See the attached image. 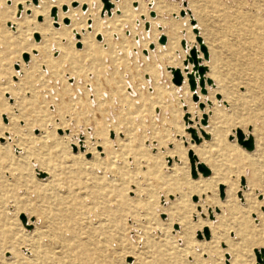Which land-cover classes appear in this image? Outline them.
Returning a JSON list of instances; mask_svg holds the SVG:
<instances>
[{
  "label": "rangeland",
  "instance_id": "374dc122",
  "mask_svg": "<svg viewBox=\"0 0 264 264\" xmlns=\"http://www.w3.org/2000/svg\"><path fill=\"white\" fill-rule=\"evenodd\" d=\"M124 1L130 21L121 18L120 30L102 41L94 36L101 59L84 58L83 44L76 48L74 42L69 61L61 59L67 40L49 10L50 53L41 33L36 42L32 32L44 16L31 17L27 6L16 17L19 4L13 11L11 0L0 2V145L8 146L7 155H0V264H262L255 250L264 249V166L252 190L248 176L257 154L264 156V0L200 1L215 39H206L205 25L196 24L207 41L206 65L215 84L207 87L208 96L197 91L202 102H212L204 111L187 82H172L169 62L174 54L180 61L185 56L180 41L184 31L193 34L186 13L193 6L184 0ZM111 11L121 17L118 7ZM166 28L165 47L157 38L167 36ZM32 43L36 47L25 50ZM23 52L29 53L27 63ZM204 112L206 126L200 123ZM218 124L227 143L219 158L236 187L223 199L219 186L225 190V182L200 193H189L185 183L210 178V172L191 177L188 151L203 158L207 147H199ZM238 128L254 136L252 152L229 140ZM55 183L63 191L55 192ZM210 196L218 203H208ZM38 216L44 228L35 232ZM205 226L208 240L198 235Z\"/></svg>",
  "mask_w": 264,
  "mask_h": 264
},
{
  "label": "bare ground",
  "instance_id": "6f19581e",
  "mask_svg": "<svg viewBox=\"0 0 264 264\" xmlns=\"http://www.w3.org/2000/svg\"><path fill=\"white\" fill-rule=\"evenodd\" d=\"M11 1H12V7H11V9L13 11H14L15 5L19 4L18 7H17V10L18 11L16 12V17H19L20 16V12L22 11V9H24V8L25 9H28L27 6H30L31 7V17H34L36 14H42L44 16L42 23H40V24H34V26L32 28V32H34V36L36 34H37V36H39L38 33L39 34L41 33L40 35L43 36V40H42V42L41 41L40 42H41V44H43V46L46 47V51H48V53H50L49 46L51 45V41H52V38L51 37L53 36V33L51 32L50 28L47 27V26H50V23H51V20L47 19V12H48V10H49V8L51 6H54L50 10V16L53 18L52 19V22H54V26L59 25L58 27H56V28H59V30L57 32H58V34H60V36L62 38H65L67 40V45H68V43L71 44V47H68L66 45L65 47H62L61 48L62 49V56H61L62 58L61 59L67 60V61H69L68 59L72 55V53H71L72 52V49L71 48H72L74 42L75 43H80V46L79 47L75 45L76 48H81V44H83V46H82L83 49H82V51L80 53H85V55H82L84 58H88L89 60H91V59H98L97 57H99L101 59V56L98 55L99 46L96 45V43L94 42V36H95V34H97L95 36L96 40L102 41L104 39V36L105 35L107 36L108 34H110L112 32H115V31H119L120 30V27H122V20H121V18L122 19L125 18V19H127V20L130 21V14H131L130 9L127 7L126 1H124V0L122 2H119V0L118 1L117 0H114V1H117L115 3H113L110 0V2L113 5L111 7V9L114 7V5H115V8L118 7V9L120 11L119 15H121V17H115V16H113L114 15V11H112V15L110 17L103 16L105 13H107L108 15H110L111 14V9H110L109 12H107L106 10H104V12L102 13V10H103V2H102V0H54V1L47 0V2L40 1L39 3H38L37 0H32V3L34 5L39 4L38 6H34V7L31 6V4L29 2L27 4L24 3L25 0H11ZM100 1L102 2V7H101V2ZM0 2H3V0H0ZM74 2H76V5L73 6L72 4ZM84 3H87L88 4V9H87V5L84 4ZM93 3H95V5L93 6V8H91V4H93ZM117 3H118V6H117ZM135 3L136 2L134 1V4ZM64 6L66 7V10H63V7ZM77 6H79V7H77ZM83 6H85V8H83ZM73 7H77V8H73ZM79 8H81V9H79ZM53 9H55V15L52 14V10ZM28 10H30V9H28ZM4 11H5L6 16H9V12L6 11V10H4ZM57 11H58V16H57ZM151 11H153V10H151ZM99 12H100V15L103 16L100 19L98 18ZM187 15L189 16V21H190V19L193 18V17H192L191 14H188L187 13ZM149 16H150V14H149ZM184 16H181V17H184ZM155 17H156V13H155ZM155 17H151V18H155ZM66 18L68 19V22L67 23L65 22V19ZM142 18H144L143 15H142ZM40 19L41 18L39 17L38 20H40ZM69 20H70V22H69ZM60 22H63V24L65 25V27L64 26H60ZM47 23H49V25H47ZM85 24H86V27L84 26ZM8 26H11V24L9 23ZM190 26H192V25H190ZM18 27H20V24L18 25ZM149 27H150V23H149ZM148 29H146V30H148ZM159 29H161L160 26H159ZM87 30L89 31V33H86ZM169 33L170 32H168V35H169ZM192 33H193V31H192ZM171 34H172V31H171ZM183 34H184V40H186V43L187 44H186V48L185 49L182 46L181 47L186 52L185 53V56H186V54H188V49L191 46H195L198 49V43L196 42L197 44H194V40H195V34L194 33H193L194 34L193 35V34H190V33H186V31H184ZM199 35H200V31H199ZM97 36H100V39H97ZM17 38L20 39L19 35L17 36ZM201 38H202V36H201ZM78 39H79V42H77ZM166 39L168 40L167 36H166ZM106 40H107V38H106ZM167 40H166V42H167ZM202 40H203V38H202ZM35 41L38 42L37 40H35ZM157 41H158V38H157ZM108 42H109V44H110L111 47L114 48V46H116V44L113 41L108 40ZM203 43H204V40H203ZM70 44H69V46H70ZM36 45H37L36 43H34V44L32 43V45H30L29 48H26L25 50L28 51V50H30V48L36 47ZM160 45H162V44H160ZM204 45L206 46L205 43H204ZM154 47H155V44H154ZM148 49L149 50H153L154 48L151 49V48H149V45H148ZM144 50H146V49H144ZM144 50H143V53H144ZM206 50H207V53H208V58L207 59H204V62L202 61V64H204L205 66H207L206 63H205V61H208L209 60V57H210L209 50H208L207 46H206ZM33 52H35V50H33ZM24 53L29 54L28 52H24ZM24 53H22V54H24ZM80 53H75L73 55V57L78 58V56H79ZM200 54H202V52L201 51H198L199 58H201ZM185 56L183 57V59L185 58ZM183 59H182V61H183ZM182 61H180L179 59L176 60V57H175V54H174L173 56H171L170 61H169V62L172 63L170 65V68H180L182 70V72H183V75H184V82H187L186 74L183 71L184 66H183V62ZM27 62L28 61H25V63H27ZM181 63H182V65H179ZM174 66H178V67H174ZM53 68H56V67L55 66H52L51 67V70H53ZM191 68H192L191 64H188V69L191 70ZM207 68H208V66H207ZM208 70H207V72L205 74V77L206 78L207 77L208 78L211 77V76L208 75L209 74L208 73ZM196 81H198L197 78H196ZM212 81H213V79H212ZM184 82L181 85H183ZM181 85H176V86H181ZM205 85H206V90H207V87H213V86H215L214 81H213V86L207 85V83ZM199 88L200 87L197 86V89H196V93L197 94H198L197 91H199ZM199 93H200V91H199ZM200 94H202V93H200ZM202 95H207L208 96V90H207L206 94H202ZM191 96H192V92H191ZM198 97H199V101L196 102V103L199 104V102H202V101L200 100V96L199 95H198ZM215 98L217 100H219L221 98L220 94L219 93H216L215 94ZM205 103L208 106H211V104H212V102L210 100H206ZM205 103H204V107L202 109L200 108V110L204 111L205 106H206ZM216 113H218V111L215 112V114ZM204 115L207 118V114L205 112L202 113V116H201L202 118L200 119V123H201V125L206 126V124H202V122H201V120L203 119V116ZM188 117H189L188 113L184 115V119H185V122L186 123H188L189 121H192L191 119H188ZM189 130L193 131V136H192L193 137V141L196 144H199L200 141H201V138L197 136L196 131L194 129H189ZM236 130L234 132L235 133V136L234 135H231L233 138L232 139H229V140L230 141H233V142L236 141V143H237V140H236ZM240 130H242V129H240ZM250 131H251V128H249L248 132H250ZM200 133H201V136L203 137V139H206V140L209 139V135L203 129H200ZM242 133L244 134L245 137H247L249 134L252 135L251 133H248L246 135L243 132V130H242ZM12 134L14 135L15 134V131H13ZM211 135H212L211 140H209L208 143H202L200 145V147H199V148H202V147L206 148L207 147V149L204 151V155L205 156L203 158H201V159L199 158L200 161L197 159L196 155L194 154V152L192 150H189L188 151V156L191 155L192 158H193V171L195 172V176H191V177L195 179V178L198 177L199 174H201L203 177H208L210 175V174L203 175L202 172H201V170H200V166H206L203 163V161H204V162L207 163V165H209L208 166L209 168L207 166L206 167L209 170L211 169L210 170V173H211L210 178L209 179H204V180H202L200 182L198 181L199 182L198 183L199 185L197 183H194V182H185V183H186L187 187L190 188L189 193H192V192H199L200 193V192L210 191V189H214L213 187L217 183L225 182V183H227V185L225 186V190H224V187H223L224 184H220V186H219L220 193L223 194V196L221 197V199H223L224 194H226L227 196H230L231 193H232V191H234V189L236 187H235V183L233 181L229 180L228 179V176H226V174L224 172V162L219 158L220 157V153L222 152V150L227 145V143L224 140V133H223V130L221 129V125L218 124V125L212 127V129H211ZM206 136H207V138H206ZM14 138H16V137H14ZM253 138H254V136H253ZM196 139H198V140H196ZM16 143H19V142H16ZM85 145L87 146L85 149L91 151V154L94 157V155L96 154V152L94 151L93 145L92 144H88V141L85 142ZM98 147H100V146H98ZM240 147L243 148L241 145H240ZM73 148L76 149L75 147H73ZM199 148L197 149L198 153L196 152L198 155H200V149ZM254 148H255V139H254ZM7 149H8V146L7 145H0V155H7V152H8ZM244 150L247 151L246 149H244ZM253 150L247 151V152H252ZM262 158H264V156L261 153H258L257 154V157H256V159L258 160V164L251 168V175L248 176V183H249V187H250L249 189H251L252 187H254L255 185H257V183L259 181L258 172H259L260 167L261 166H264V160ZM260 159H262V160H260ZM6 172H8V171H6ZM41 173H43L44 175H46V173H44V172H41ZM55 176H56V174H52V175H49L48 178H50L54 182V181H57V179L55 178ZM44 177L45 176L40 177V178H44ZM58 184L57 183L54 184L53 190L55 192L56 191H60V189L61 188L63 189V187H64L63 185L61 187ZM243 187H244V185H243ZM244 189H246V186L244 187ZM238 196L240 198L242 197L241 192L238 193ZM206 201L208 203H212V202L218 203V202L214 201V199L211 196L210 197H207L206 198ZM179 211H181V213L184 214V211L182 209L179 208ZM37 219L39 221V224L41 223V225H40V227H35L34 228V231L35 232H39V229L40 228H42L41 231H43V228H44V225H43L44 220H43V218L41 216H38ZM205 233H207L209 236L206 237L205 236ZM198 235H199V238L202 239L204 237L206 240H208L209 237H210L209 228L207 226H205L203 228L202 233L198 232ZM185 236H186V240H190L191 236L189 237L187 228H186ZM8 250H12V247L10 246ZM256 250H258V249H256ZM261 250H263L262 251V254H261V258L263 260L264 259V249L261 248L258 251H261ZM25 252H26V249H25ZM134 264H140V263H138L137 260H134Z\"/></svg>",
  "mask_w": 264,
  "mask_h": 264
},
{
  "label": "water",
  "instance_id": "95a60500",
  "mask_svg": "<svg viewBox=\"0 0 264 264\" xmlns=\"http://www.w3.org/2000/svg\"><path fill=\"white\" fill-rule=\"evenodd\" d=\"M102 2H103L102 13L104 12V10L109 12L111 7L113 6L112 3L110 2V0H102ZM72 5L73 6L76 5V2H74ZM185 5H186V3H184V6ZM83 8H85V6H83ZM63 10H66L65 6L63 7ZM187 13L190 14L189 11H187ZM52 14L55 15V9L52 10ZM149 14L151 17H155V13L153 11H150ZM180 15L184 16L185 11L184 10L180 11ZM65 22L66 23L68 22L67 18L65 19ZM189 22H190V25H192V27H193L192 31L195 34V40L198 43V49L195 46H191L188 49V54H186V56L182 62H183V66H184L183 71L186 74L188 87H189V90L192 92V96H191L192 100L194 102H197L199 99L198 94L196 93L197 86L200 87L199 88L200 93L206 94L207 90H206L205 84L207 83V85L213 86V81L211 78L205 77V74H206L208 68H207V66H205L204 64L201 63V59L198 56V51H201L203 53L204 59L208 58L206 46L204 45L203 40H202L201 36L199 35V31L196 28V21L193 18H191ZM144 27L146 29H148L149 23L146 22L144 24ZM34 37L36 40L38 39L37 34ZM97 39H100V36H97ZM166 40L167 39H166L165 34H160V36L158 37V43L159 44L164 45L166 43ZM180 44L184 49L186 48V44H187L186 40L182 39L180 41ZM76 46L79 47L80 43H76ZM149 48H151V49L154 48V44L153 43L149 44ZM144 53H147V50H144ZM23 58L25 61H27L28 54L27 53L23 54ZM188 64H191V66H192L191 70L188 69ZM170 71L172 74V79H171L172 82L175 85H181L184 82V75H183L182 70L180 68H170ZM196 78L198 79V81H196ZM198 106H199V108L202 109L204 107V103L199 102ZM201 122H202V124H206V116L205 115L203 116V119L201 120ZM248 130H249V128H248ZM206 138H207V136H206ZM232 138L233 137L230 135L229 139H232ZM196 140H198V139H196ZM236 140H237V143L239 145H241L247 151H251L254 149V138H253V136L249 134L247 137H245L244 134L242 133V130H240L239 128L236 130ZM189 157H190V162H191V167H192L191 173H192V176H195V175H193V173H195L193 171V158L191 155H189ZM200 170H201L203 175H208L210 172V170L206 166H200ZM42 175H44V174H42ZM205 236L208 237L209 235L207 233H205ZM262 251L263 250H261V251L255 250L256 260L258 262H261L262 264H264V259L262 260V258H261Z\"/></svg>",
  "mask_w": 264,
  "mask_h": 264
},
{
  "label": "crops",
  "instance_id": "0c3cea01",
  "mask_svg": "<svg viewBox=\"0 0 264 264\" xmlns=\"http://www.w3.org/2000/svg\"><path fill=\"white\" fill-rule=\"evenodd\" d=\"M200 1H208V2L211 1L212 2L214 0H184L183 2H186V5L188 6V8H190V7L192 8V6H193V13L191 11V13H192L191 15L196 20L197 25H199L201 28H202V26L205 25V28H206V39L209 40V38H210L211 40L215 41V39L210 36V32H209V22H210V20L209 19H206V16H204V14L206 12H205L204 8L201 7L204 2H200ZM214 2H216V1H214ZM245 11L246 10L244 9L243 12H245ZM247 11H249V10H247ZM197 12H198V14H197ZM249 12L255 13V9H252ZM225 17H228V14H226L225 12H223V14H222V20L226 19ZM165 31H167V28H166ZM166 34H167V38H169L168 31L166 32ZM167 42H168V40H167ZM167 42H166V44H167ZM206 42L207 41L204 39V43L205 44H206ZM206 46L208 48V45L207 44H206ZM209 61L210 60L205 61V63H207Z\"/></svg>",
  "mask_w": 264,
  "mask_h": 264
},
{
  "label": "flooded vegetation",
  "instance_id": "af4514ba",
  "mask_svg": "<svg viewBox=\"0 0 264 264\" xmlns=\"http://www.w3.org/2000/svg\"><path fill=\"white\" fill-rule=\"evenodd\" d=\"M112 2H113V0H111ZM101 2V1H100ZM117 2V1H116ZM115 3V2H114ZM101 6H102V2H101ZM52 7H54V6H51L50 8H49V12H50V10H51V8ZM77 7H79V6H77ZM77 7H73V8H77ZM114 7H115V5H114ZM88 9V8H87ZM86 9V10H87ZM101 9V8H100ZM85 10V11H86ZM112 15V11H111V14L110 15H107L108 17H110ZM57 16H58V11H57ZM103 16H105V14L103 15ZM103 16H101V17H103ZM144 17V16H143ZM52 18V17H51ZM53 19V18H52ZM142 19H144V18H142ZM97 35V34H96ZM101 35V34H100ZM102 36V35H101ZM80 38V37H79ZM77 42H79V39L77 40ZM24 53V52H23Z\"/></svg>",
  "mask_w": 264,
  "mask_h": 264
},
{
  "label": "snow or ice",
  "instance_id": "6c2138e0",
  "mask_svg": "<svg viewBox=\"0 0 264 264\" xmlns=\"http://www.w3.org/2000/svg\"><path fill=\"white\" fill-rule=\"evenodd\" d=\"M193 175H195V173H193Z\"/></svg>",
  "mask_w": 264,
  "mask_h": 264
}]
</instances>
